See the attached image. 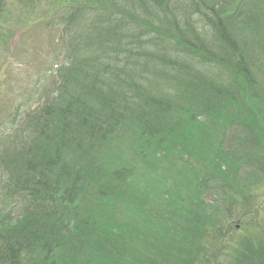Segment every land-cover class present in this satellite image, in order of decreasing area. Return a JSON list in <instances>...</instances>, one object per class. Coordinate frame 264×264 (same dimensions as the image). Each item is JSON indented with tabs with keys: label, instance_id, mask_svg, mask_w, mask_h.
I'll return each mask as SVG.
<instances>
[{
	"label": "trees",
	"instance_id": "trees-1",
	"mask_svg": "<svg viewBox=\"0 0 264 264\" xmlns=\"http://www.w3.org/2000/svg\"><path fill=\"white\" fill-rule=\"evenodd\" d=\"M44 18L73 64L0 120V264H264V0H67Z\"/></svg>",
	"mask_w": 264,
	"mask_h": 264
},
{
	"label": "rangeland",
	"instance_id": "rangeland-1",
	"mask_svg": "<svg viewBox=\"0 0 264 264\" xmlns=\"http://www.w3.org/2000/svg\"><path fill=\"white\" fill-rule=\"evenodd\" d=\"M64 2H66V0L38 2L35 8H22V11L19 10V13L17 10L16 14L13 13L12 9L10 12L6 11L1 15L0 26L8 32V35L5 36L6 38L0 37V116L3 112L6 114L11 109L9 106L12 107L18 100L24 103L23 106L31 107L37 99L44 95L43 93L48 87H52V85L50 86L51 75L54 73L52 72V62H55L56 51L51 42L53 41L52 39L55 40L56 36H54L51 31L44 29L41 33L34 32L28 36L26 40L25 28L29 21L33 22V14L38 13L40 16L43 14L46 16L54 7L61 6ZM226 5L229 6V1L226 2L225 6ZM2 29L1 32L4 33ZM242 31L244 30L240 32ZM243 36H245V34H243ZM246 45L256 44L250 43ZM263 61L262 63H264ZM262 104H264V102ZM260 125H262V123H260ZM129 133L130 132H125L124 136L122 134H116V136L112 138V142L116 145L123 143L124 140H134L133 142H135L134 137H130ZM140 145L141 142L138 140L137 145H135V143L130 144V148L127 146L125 150H123V147L120 153L121 156L124 155L129 157L127 153L131 155L136 153L137 155L136 151L142 147ZM259 149L260 148L255 152L254 159L262 161L264 169V153ZM134 150L135 152H133ZM148 152L147 150L144 155L147 156ZM134 158L141 159L139 155H134ZM229 170L230 168L228 167L227 176H230ZM263 174L264 170L262 172V175ZM263 181L264 180L260 177V180L252 183L261 184ZM191 189L194 192L197 188L191 186L190 190ZM263 192L264 191L261 192L260 197H262L261 195ZM18 219V215H9L3 220L4 224H7L9 227L15 222L17 223ZM187 230L189 229L187 228ZM239 233L243 238H247L245 234H242L243 232Z\"/></svg>",
	"mask_w": 264,
	"mask_h": 264
}]
</instances>
